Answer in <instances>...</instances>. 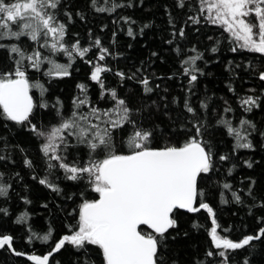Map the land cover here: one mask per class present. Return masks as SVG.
<instances>
[{
	"label": "trees",
	"instance_id": "1",
	"mask_svg": "<svg viewBox=\"0 0 264 264\" xmlns=\"http://www.w3.org/2000/svg\"><path fill=\"white\" fill-rule=\"evenodd\" d=\"M113 3L120 6L114 11L98 12L90 0H61L57 17L66 25L64 43L70 50L77 40L81 48L87 47L89 51L83 58L76 52L70 59L62 51L41 48L43 41L37 43L27 36L0 40L6 46L18 44L28 55L39 50L48 57L39 69L24 61L29 81L43 85L46 90L41 96V89H30L35 104L30 122L45 130L57 125V108L64 116L70 115L77 98L88 101L78 111L87 113L92 107L112 109L115 101L111 90H115L117 98L126 101L132 109V118L140 126L154 131L151 147L183 142L195 134L190 121H202L206 125L203 140L211 145L213 169L200 178L199 187L214 209L218 235L233 242L249 235L260 238L240 249H216L210 236L212 217L205 210L199 213L179 210L174 215L177 227L166 234L159 255L164 264H264V235H260V229L264 228V81L259 79V74L264 72V54L240 49L221 25L210 23L206 14L199 11V0H183L184 7L179 6L181 0H107V3L97 0V7L111 8ZM65 13H70L71 19ZM129 29L132 36L128 35ZM181 29L183 37L179 35ZM97 38L101 41L99 46L95 45ZM214 47L216 52H212ZM232 47L238 50L233 52ZM100 48L108 49L103 61L98 59ZM196 55H201L194 65L199 69L195 73L198 79L189 85V77L183 72L189 65H182L181 61ZM17 58L8 47L0 48V73L13 71ZM49 60L70 64L67 69L70 75H49L52 67ZM96 64L110 69L101 73L104 89L90 79ZM117 73H123V78ZM145 77L153 89L151 93L143 91L140 81ZM78 84L86 85V91L82 92ZM247 96L258 98V106L250 112L240 104ZM186 99L196 110L195 117L184 108ZM202 102L208 105L207 109L201 107ZM42 103L48 107H41ZM226 108L231 111L226 112ZM241 119L255 125L254 130L245 126L249 134L241 141L250 142L253 146L249 149L237 148L235 137L218 124L227 120L233 127L241 128ZM130 130V125L113 130L117 151H127L122 140ZM241 134H245L243 128ZM42 143L28 122L17 124L0 118V155L5 157L0 161V172L2 182L9 185L7 195H0V209H6L0 212V235H11L15 250L7 246L0 249V264H35L28 256H44L52 251L55 243L70 234L77 224L79 205L84 200L97 199L98 194L91 190L87 179L67 180L58 167L49 174ZM68 143L67 151L60 153L66 157L65 162L85 165L89 149L78 144L75 136H69ZM94 156L103 158L99 151ZM221 156L228 159L221 161ZM25 159L32 161V167L24 165ZM40 179H47L59 191L40 184ZM224 183L230 189H224ZM233 192L240 196L239 202L232 196ZM24 214L25 219L17 223ZM194 224L199 227H193ZM49 232L51 237L47 242L40 239ZM208 251L213 255L207 256ZM220 251L225 252L224 257L219 256ZM15 252L23 255L17 256ZM49 264H102V256L97 246L77 249L66 243L53 253Z\"/></svg>",
	"mask_w": 264,
	"mask_h": 264
},
{
	"label": "snow or ice",
	"instance_id": "2",
	"mask_svg": "<svg viewBox=\"0 0 264 264\" xmlns=\"http://www.w3.org/2000/svg\"><path fill=\"white\" fill-rule=\"evenodd\" d=\"M199 3V11L202 14L207 13L206 19L212 24L221 25L224 31L230 34L229 38L238 43L240 49L264 54V0H199ZM60 5L61 0H0V40L27 36L37 43L43 41L41 48L62 51L70 59L76 52L83 58L89 51L87 47L81 48L77 40L71 45L70 50L64 43L66 25L57 17ZM90 5L98 12L114 11L120 6L113 3L111 8L97 7V0H90ZM179 6H185L183 0ZM65 15L71 19L70 13ZM190 19L199 22L196 18ZM128 35H133L131 29L128 30ZM179 35L184 36L183 29ZM100 44L101 41L97 38L95 45ZM4 47H8L10 54L14 53L18 58L14 61L13 71L0 73V118L17 124L28 122L30 130L38 138H43L41 151L47 158L49 174L52 169L58 167L64 171L67 180L87 179L91 190L98 194V199L84 200L79 205V218L77 224L71 228L70 234L63 235L46 255H30L29 260L35 264H49V258L53 253L61 250L67 243L77 249H84L86 245L97 246L102 256V264H164L159 250L169 230L177 227L174 215L179 210L188 213L205 210L212 217L210 236L216 249H240L252 240L260 238L259 235H249L240 242H233L218 235L219 225L215 219L214 209L203 198L205 193L199 187L200 178L213 169L211 145L203 140L206 125L202 121L198 119L190 121L195 134L189 135L183 142L160 148L151 147L154 131L140 126L132 118V109L128 107L126 101L117 98L115 90H111V98L115 101L114 108L100 110L92 107L85 113L78 110L88 103L87 99L77 98L73 101L74 110L70 115L64 116L57 108L56 114L59 118L57 125H52L46 130L37 128L29 120L35 107L33 97L29 93L31 88L36 87L41 89L43 96L46 90L43 85L29 81L24 61H29L31 68L39 69L41 63L48 57L39 50L28 55L18 44L7 46L0 44V48ZM237 50V47L231 48L233 52ZM176 51L179 54L180 49L177 48ZM216 51L215 47L212 48V52ZM106 54L108 49L100 48L98 59L103 61ZM199 59L201 55L189 56L181 61L182 65H189L183 68L184 74L189 77V85L198 79L195 73L199 69L194 65ZM49 63L52 64L49 75H70L67 70L70 64L62 65L51 60ZM108 71L109 68L96 64L90 79L104 89L101 73ZM117 75L122 78L124 76L123 73ZM259 79L264 81V72L259 74ZM140 83L144 86L145 93L153 91L147 77ZM77 87L82 92L86 91L84 84H78ZM103 96L102 92L101 98ZM257 99L247 96L240 100V104L247 106L244 110L250 112L253 107L258 106ZM57 104H60L59 100ZM40 106L48 107L47 103ZM201 107L207 109L208 105L202 102ZM184 108L195 117L196 110L187 99ZM225 111L230 112L231 108H226ZM218 124L224 125L227 133L235 137L237 148H252L250 142H241L246 140L249 134L245 126L255 129V125L250 121L244 119L239 121L241 128L244 129V135L241 134V128L232 126L231 121L220 120ZM124 125L131 126V130L126 133V139L122 140L127 148L126 152L117 151L113 138V130L123 129ZM69 136H75L78 144H83L89 149V160L85 165L67 163L66 157L60 154L61 151L66 152L69 147ZM98 151L102 154V159H95L94 154ZM4 159L5 157L0 155V161ZM227 159V156L220 157L221 161ZM52 161L57 163L53 164ZM23 163L29 168L32 167V161L29 159H25ZM251 166L249 163L248 167ZM2 177L3 173L0 172V195L6 196L9 185L2 182ZM39 183L59 191L47 179H40ZM230 187L228 183L223 184L224 189ZM232 196L237 202L240 201L237 193L233 192ZM0 212H6V209H0ZM25 216L26 214L21 215L17 223L22 222ZM145 226L150 231H144ZM193 227L199 226L194 224ZM260 235H264V228L260 229ZM50 237L51 232L40 239L47 242ZM12 244L11 235H0V249L7 246L8 249L15 251ZM15 254L23 255L21 252ZM218 254L221 257L225 256L224 251ZM206 255L212 256L213 252L208 251Z\"/></svg>",
	"mask_w": 264,
	"mask_h": 264
},
{
	"label": "water",
	"instance_id": "3",
	"mask_svg": "<svg viewBox=\"0 0 264 264\" xmlns=\"http://www.w3.org/2000/svg\"><path fill=\"white\" fill-rule=\"evenodd\" d=\"M30 94V93H29ZM98 199V198H97ZM181 211H183V212H187V211H185V210H181ZM144 228H146V226L144 227ZM147 229V228H146ZM148 230H150V229H148Z\"/></svg>",
	"mask_w": 264,
	"mask_h": 264
},
{
	"label": "rangeland",
	"instance_id": "4",
	"mask_svg": "<svg viewBox=\"0 0 264 264\" xmlns=\"http://www.w3.org/2000/svg\"><path fill=\"white\" fill-rule=\"evenodd\" d=\"M205 14H206V16H207V13L205 12ZM229 34V33H228ZM230 35V34H229ZM42 140H43V138H41ZM43 142H44V140H43Z\"/></svg>",
	"mask_w": 264,
	"mask_h": 264
},
{
	"label": "flooded vegetation",
	"instance_id": "5",
	"mask_svg": "<svg viewBox=\"0 0 264 264\" xmlns=\"http://www.w3.org/2000/svg\"><path fill=\"white\" fill-rule=\"evenodd\" d=\"M97 198H98V196H97ZM148 230V229H147ZM150 231V230H149Z\"/></svg>",
	"mask_w": 264,
	"mask_h": 264
}]
</instances>
